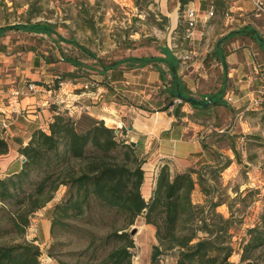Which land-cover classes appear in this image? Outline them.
Wrapping results in <instances>:
<instances>
[{
	"label": "rangeland",
	"instance_id": "obj_1",
	"mask_svg": "<svg viewBox=\"0 0 264 264\" xmlns=\"http://www.w3.org/2000/svg\"><path fill=\"white\" fill-rule=\"evenodd\" d=\"M235 2L243 8L240 12H232L236 28H239L238 25H241L245 19L257 24L251 3L248 0H235ZM186 4L181 3V0H0V27L47 22L61 36L54 33L47 36L8 31L5 36L9 38L1 39V37L0 47L3 46L2 40L8 41L10 46L18 43L16 48L11 50L14 53L23 52L21 56L17 55L18 61H23V57L30 52L36 56L48 52L46 56L48 62H55L61 57L62 65L55 68L57 74L65 83H81L82 85H91L94 83L91 76H96L103 67H109L120 60L130 57L160 56L165 47H169L178 55L195 51L197 57L192 56L194 58L185 67L192 72L195 71V67L191 65H196L197 70L192 74L191 79L194 85L197 83L203 85L196 93L214 94L221 89L216 85H227L224 90L234 96V104H228L223 97L222 105L210 106L203 112L189 109L188 105V111L193 129V132H189V136L193 133L205 135L206 145L215 155L216 160L219 163L230 161V167L216 177L218 190L214 196L223 194L227 201V204L217 208L216 212L225 219H231L232 215L234 216L235 224L232 234L235 253L230 261L239 263L240 244L248 238L246 231L260 222L263 212L264 95L259 94L258 89L255 88L239 89L234 86L253 85V83L260 85V82L255 80V76L251 84L247 82L248 78L244 75H249L250 70L246 60L243 61L241 71L236 73L229 65L216 58L215 54L211 57L210 50L212 51L219 41L215 34L218 35L219 31L225 29L224 25L229 14L226 1L217 2L211 21L215 25L217 23L218 27L213 26L211 36H202L194 41L185 39V12L189 8L185 6ZM241 13H244L242 18L239 17ZM202 24L200 23L199 26ZM259 33V36L264 39L262 30ZM237 39L238 37L234 41L237 43L236 52L247 49L259 51L262 54L256 44L253 49L251 43H246V38L238 39V41ZM242 40L244 42H241ZM70 41L86 49L87 53L71 44ZM233 48L231 46L230 49L233 50ZM225 51L228 53V48H225ZM259 59L262 61L263 56H259ZM69 61L78 63L77 67L74 66L76 69L73 74L68 73L72 65ZM229 74L232 75L229 76ZM68 75H74V78ZM243 96H246L244 101L241 100ZM249 97H252V100H249ZM0 114L4 117L6 115L2 112ZM25 115L30 120L35 119L29 117V114ZM108 125L112 124L108 123ZM14 156L15 154L0 156V165L5 166ZM213 160L215 159L209 156L208 165H215ZM154 165L155 163L147 160L143 165L146 185L142 191L146 200L149 198L148 189L151 180H154L157 172ZM197 169L201 167L198 166ZM5 178L7 177L0 179ZM39 179L40 175L33 173L30 181L37 182ZM24 189L29 193L31 183H26ZM68 196L69 189L62 186L53 193V199L44 208L52 207L53 210ZM21 197L23 198L24 194H21ZM192 200L195 205L207 207L209 198L205 197L200 190L193 193ZM44 208L36 213L40 214ZM7 209L10 215H16L22 211V207L18 204L8 206ZM36 213L30 217L31 224L34 218L39 217L35 216ZM59 221L60 224L54 228L51 235L48 249L41 248L40 244L36 243L42 253L41 264H59V262L75 264L80 259L89 262L97 257L101 258L107 252L100 251L101 248L98 252L90 251L85 257L79 254L88 248L93 235L106 237L114 230L119 231L125 227L135 245L132 250V264H153L151 259L153 247L158 245L156 229L146 224L142 217L137 218L133 225L126 226V221L121 216L114 211L101 208L96 201L91 200L90 206L86 208L83 215L72 214L68 218H60ZM61 223H64V226ZM30 228L31 225L24 236L27 241L33 240ZM20 242V238L9 237L1 243ZM178 255L177 249L169 251L160 256L156 264H177ZM251 263L264 264V246L255 251Z\"/></svg>",
	"mask_w": 264,
	"mask_h": 264
},
{
	"label": "trees",
	"instance_id": "obj_2",
	"mask_svg": "<svg viewBox=\"0 0 264 264\" xmlns=\"http://www.w3.org/2000/svg\"><path fill=\"white\" fill-rule=\"evenodd\" d=\"M181 3L186 1L181 0ZM8 31L47 36L54 33L61 37L47 22L0 27V38ZM240 33L254 36L264 45L263 38L254 30L245 28ZM226 40L227 37L222 41ZM70 43L87 53L74 41ZM161 54L163 56L120 60L103 67L100 73L123 64L138 68L153 66L160 73L161 81L168 84L165 90L168 102L181 96L176 113L178 120L184 116L181 113L184 104L202 112L210 106L223 104L224 89L207 99L193 98L179 76L180 59L169 47L163 48ZM69 62L75 67L78 65ZM167 75H170V81ZM68 76L74 78V75ZM204 150L207 159L209 156L215 159V165H208L207 160L199 170L189 168L175 174H171L167 164L160 166L154 177L152 194L146 200L142 193L145 161L138 158L134 146L103 121L88 115L76 119L66 112L58 113L47 132L36 130L28 144L20 149L19 153L25 159L22 169L0 179V264H41L42 253L37 240L27 241L24 236L31 225L30 217L44 208L53 199V193L62 186L69 189V196L52 210L51 235L60 224V218L83 215L93 200L101 208L121 216L126 226L133 225L137 218L142 217L146 224L155 227L158 245L153 247V264L174 249L179 252L177 264H253L251 260L255 251L264 246V205L260 222L246 231L248 238L240 244V262H231L235 253L232 234L235 219L233 215L231 219H225L216 212L227 201L223 194L214 196L218 190L216 177L230 167V161L219 163L206 144ZM8 153L9 143L0 136V156ZM33 173L40 175L39 181H30ZM26 183H31L29 193L24 189ZM197 187L209 198L207 207L194 204L192 195ZM21 194H24L23 198ZM16 204L22 207V211L10 215L8 206ZM126 229L114 230L106 237L93 235L88 248L79 256L85 257L90 251L98 252L100 248V251L107 252L101 258L89 262L80 259L75 264H132L135 245ZM9 237L20 238L21 242L1 243Z\"/></svg>",
	"mask_w": 264,
	"mask_h": 264
},
{
	"label": "crops",
	"instance_id": "obj_3",
	"mask_svg": "<svg viewBox=\"0 0 264 264\" xmlns=\"http://www.w3.org/2000/svg\"><path fill=\"white\" fill-rule=\"evenodd\" d=\"M185 1L187 3L185 6L189 8L195 7L203 15L212 6L215 10L218 1H226L229 14H227L224 25L225 29L219 31L218 35L215 34L216 38H219V41L212 51L210 50L211 57H214L215 54L216 58L222 63L229 65L231 70L236 73L241 71L243 61L246 60V65L250 70L249 75H244L248 78L247 82L251 84L253 76H255V80H258L260 85H254L253 83V85L234 86L239 89L255 88L258 89L259 93L264 85L259 76L254 72L252 65L254 62L261 63L263 61L261 68L264 72V45L256 41L254 36L240 33V31L250 28L258 35H260V30L264 34V19L257 17L254 12L257 24L245 19L241 25H238L239 28H236L234 22L230 23L228 16L232 17L235 21L232 12H240L243 8L238 6L235 0ZM239 17H244V13L239 14ZM211 19L198 27L199 29L196 31L192 41L198 40L202 36H211L213 26L217 25V23L216 25L213 24ZM226 37L227 40L222 41ZM237 37L238 39L246 38V43H251L253 49L256 44L262 51V54L259 51H248L247 49L236 52L235 45L237 43H234V41ZM3 38L9 37L4 35L1 39ZM241 42L244 41L242 40ZM1 44L3 46L2 48L0 47V112L6 115L4 117V115L0 114V136L4 137L9 143V153L3 156H10L12 154H15V156L5 166L0 165V178L17 174L22 169L23 160L19 153L20 149L28 144L32 134L36 130L47 132L55 115L67 113L69 108H72L77 113H81L80 116H76V119H79L83 115H88L98 121H103L107 127L116 130L120 137L126 139L129 144L135 143L134 148L138 158L155 163L154 166L157 168V171L160 166L165 164L169 166L171 174L207 164L208 156L204 150L206 136L203 134L198 135V133H193L189 136V132H193V129L189 118L188 104H184L181 107V113L184 116L180 118V123L177 121L179 118L176 117V113L181 100L177 99L171 103L170 101L168 102V94L165 91L168 84L161 81L160 73L153 66L138 68L128 67L126 64H123L119 68L106 71L104 74L98 73L94 77L91 76L94 81L93 85H82L81 83L72 82H69V85L67 82L54 94V96H58L63 101L62 104L57 106L47 103L51 96L48 92V84L54 82L57 77H61L57 74L55 68L62 65V58L59 57L55 62H48L46 60L48 52H44L43 55L38 56L30 52L23 57V61H18L17 55L21 56L23 52L18 51L14 53L11 51L16 48L15 46L18 43L10 46L8 41L2 40ZM231 46L234 47L233 50L230 49ZM225 48H228V53L225 51ZM174 54L178 59L183 55H178L175 52ZM159 55L163 56V54ZM195 56L197 57L194 51ZM259 56H263L262 61L259 59ZM190 62L185 63L181 61L179 69V76L189 90L190 95L200 100L203 97L207 99V97L215 95L217 92L214 94H211V92L207 93L209 95L201 92L196 93L203 85H198V83L194 85L191 77L197 70L196 65H191L193 68L195 67V71L193 70L192 72H189L185 67ZM70 67L71 69L68 70V73L72 72L71 74H73L76 68L72 65ZM167 80H171L170 75H167ZM30 83H35L37 86L35 93H30L27 89V85ZM86 86H90L89 89H86ZM216 86L225 89L227 85ZM16 90L24 91L25 95L16 99L13 97ZM227 94L231 93L226 92L224 95L226 96ZM245 99L246 96L241 98L242 101ZM249 100H252V97ZM25 102L27 103L24 105ZM14 109L18 111L21 109L22 113L10 115ZM24 112L25 114H29V117H34L35 119H28ZM32 113L36 115H31ZM3 118H10L7 130L2 128L1 123ZM108 123L112 125L109 126ZM145 185L143 184L142 189ZM153 188L154 180H151L148 189L149 198ZM199 191L200 188L197 187L194 192ZM35 216L39 217L34 218L32 221L30 228L31 238L36 239V243L40 244L41 248L45 247L48 249L52 239V207L44 208L43 212L40 214L36 213Z\"/></svg>",
	"mask_w": 264,
	"mask_h": 264
},
{
	"label": "built area",
	"instance_id": "obj_4",
	"mask_svg": "<svg viewBox=\"0 0 264 264\" xmlns=\"http://www.w3.org/2000/svg\"><path fill=\"white\" fill-rule=\"evenodd\" d=\"M249 2L251 3V5L254 8V12L256 13V16L264 19V0H249ZM213 16H214V7L213 6L210 7L209 11L205 15L200 13V11H198L195 7L188 8L185 12V19H186L185 39L193 40L199 24L200 23H203V24L207 23ZM228 19H229L230 23L234 22V19L232 17L228 16ZM192 56H194V52H192V51L191 52H185L183 55L180 56V59H181V61L186 63V62H189L192 60V58H193ZM252 67H253L254 72L257 74V76H259V78L261 79V81L264 85V72L262 71L261 63L254 62ZM64 84H65V82L63 81V79L61 77L56 78V83L51 82L48 84V92L51 95L49 100L47 101L48 104L52 103V104L57 105V106L62 104L63 101H61V99L58 96H54V94L57 92V90L62 88ZM91 85H93V84H91ZM89 87L90 86H86V89H89ZM27 89L30 93H35L37 86L33 83H30L27 85ZM259 94L264 95V87L261 89ZM23 95H25L24 91L16 90L13 97L18 99L19 97H21ZM225 100L227 101L228 104H234V102H235L234 97L231 94H227L225 96ZM20 113H22L21 109H19V111L17 109H14V111L11 112V114H13V115L14 114H20ZM67 114L72 118H77L76 117L77 115H79V116L81 115V113H77L72 108L68 109ZM9 119H4L1 123L2 128L4 130H7L9 127V123H8ZM23 159H24V157H22V160Z\"/></svg>",
	"mask_w": 264,
	"mask_h": 264
},
{
	"label": "water",
	"instance_id": "obj_5",
	"mask_svg": "<svg viewBox=\"0 0 264 264\" xmlns=\"http://www.w3.org/2000/svg\"><path fill=\"white\" fill-rule=\"evenodd\" d=\"M178 100H181V96L178 97ZM132 146H135V143H132ZM23 162H25V159H23Z\"/></svg>",
	"mask_w": 264,
	"mask_h": 264
}]
</instances>
